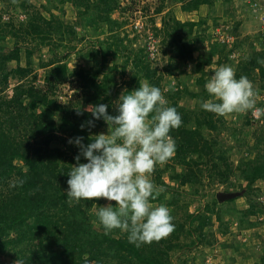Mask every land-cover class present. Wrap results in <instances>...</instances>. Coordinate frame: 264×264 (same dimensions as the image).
Instances as JSON below:
<instances>
[{
  "label": "trees",
  "instance_id": "1",
  "mask_svg": "<svg viewBox=\"0 0 264 264\" xmlns=\"http://www.w3.org/2000/svg\"><path fill=\"white\" fill-rule=\"evenodd\" d=\"M67 1L75 11L73 21L63 10L47 15L31 0H0V259L6 257L11 264L18 260L23 264H84L85 259L90 264H174L176 252L183 254L199 244L214 245L216 237H208L213 218L227 233L228 214H236L230 223L236 222L239 230L263 216L264 202L254 185L264 179V126L254 134L256 143L250 146L248 139L241 137L238 125H229L223 115L201 107L204 100L211 99L203 75L199 79L203 83L201 93H191L180 84L181 76L190 69L204 74L205 65L213 62L215 45L197 61L193 54L195 47L213 36L207 28L198 30L205 21L182 20L174 10L166 11L169 0H158L155 13L161 15L162 23L157 25L156 18L147 23L137 34L147 46L143 43L134 48L125 44L127 35L120 33L126 20L114 16L117 10L124 13L135 8L134 0L130 5L123 4V0ZM51 2L61 8L57 2ZM214 2L189 0L182 8L193 11ZM6 15L10 18L4 20ZM21 15L26 18L20 19ZM234 28L233 31H240V26ZM82 30L88 34H81ZM10 38L12 45L7 49L3 42ZM238 40L230 50L220 41L214 44L222 45L220 51L228 59L240 46ZM152 41L156 45L154 51L148 45ZM44 50L47 60L41 57L35 66V53ZM119 52L122 63L111 67L107 63L109 57H116ZM72 53L88 66L72 67ZM11 62H16V66L11 68ZM38 68L43 69L41 87L35 83ZM236 69L237 78L246 75L253 81L255 70L264 76V48L253 49ZM11 79L17 83L8 97L3 92ZM144 81L162 89L168 104L182 114L183 123L170 133L176 141L174 155L163 166L158 163L152 173L155 184L163 189L152 203L168 205L175 229L159 240L137 247L129 243L128 234L120 229L105 234L93 203L102 206L106 198L70 204L64 190L68 187L67 173L80 152L69 140L83 137L84 144L90 143V137L101 133L107 125L103 119L94 120L91 107L104 103L109 106L108 112L116 115L120 95ZM66 84L74 89V95L63 103L58 96ZM255 90L258 93L261 89ZM185 93L198 98V105H185ZM254 108L248 110L247 123L264 122V111L256 119ZM90 120H94V127L88 125ZM222 131L232 133L234 145H227ZM234 147L255 149L254 157L244 163L240 174L228 154ZM81 162H86L83 156ZM207 176L211 180L221 177L223 182H229L232 176L245 179L247 183L242 187L249 206L233 208L230 203L234 198L221 202L214 193L207 205L200 204L191 210L194 196H203L202 190L184 198L181 188L185 184L205 185ZM18 179L24 180L23 185L12 187ZM230 184L225 191L233 189L234 182ZM111 204L115 207L116 202ZM253 252L258 255L254 264H264V236ZM176 264L188 263L179 256Z\"/></svg>",
  "mask_w": 264,
  "mask_h": 264
},
{
  "label": "clouds",
  "instance_id": "2",
  "mask_svg": "<svg viewBox=\"0 0 264 264\" xmlns=\"http://www.w3.org/2000/svg\"><path fill=\"white\" fill-rule=\"evenodd\" d=\"M261 37L264 41L263 33ZM205 88L211 99L204 100L201 107L216 114L244 112L253 109L256 103L253 82L246 75L237 78L231 65L216 67ZM116 103V115L110 114L109 106L104 103L91 107L94 120L103 119L107 123V133L90 137L87 144L83 143V137L69 140L80 152L75 156L76 164L67 173L68 187L64 193L70 204L101 197L115 201V207L111 203L106 206L93 203L99 223L105 234L120 229L128 234L129 243L140 247L175 229L168 205L152 203L163 191L153 181L152 173L158 163L174 155L176 141L170 133L183 120L177 108L168 104L162 89L147 81L126 90ZM94 120L88 121V125L94 127ZM81 156L86 162H81ZM23 183V179H18L11 186ZM84 264L90 261L85 259Z\"/></svg>",
  "mask_w": 264,
  "mask_h": 264
},
{
  "label": "rangeland",
  "instance_id": "3",
  "mask_svg": "<svg viewBox=\"0 0 264 264\" xmlns=\"http://www.w3.org/2000/svg\"><path fill=\"white\" fill-rule=\"evenodd\" d=\"M34 5L38 6V8L45 12L47 15H51V13L58 14L63 10V13L66 17L73 21L75 14L74 9L72 7V3L67 0H31ZM51 1L57 2V5L61 8H58ZM185 1L189 0H169V7L166 9L174 10L178 18L187 20L194 19L196 21H205L202 26H198V30H203L207 28V31H210L213 36L208 39V41L201 43L200 47L194 48V59L195 61L203 58L208 55V53L213 48V45L216 52L214 54V59L211 64L205 65V72L202 74L201 72L196 73L193 69L187 74H183L181 76L180 84L182 87L187 88L191 93H201L203 90V83L201 82V75L204 76L203 79L207 81L208 77L212 74L216 67L220 65H231L237 72V67L244 57H248L253 49L264 48V41L261 37L262 31L261 24L257 19L256 15L251 11L250 7L246 4L245 0H215L212 5L202 4L198 9L193 11H187L184 13L182 5ZM133 6L135 8L128 10L122 13L121 9L117 10L114 13L115 17H119L121 20H126L125 25L122 27L120 33L121 36H126L125 44L128 47H138L140 44L143 45L142 36H138L137 34L141 33L147 23H151L153 19L156 18V21L160 19V15L155 13V8L158 5V0H134ZM123 4L130 5L132 4V0H123ZM137 5V6H136ZM1 7V3H0ZM132 7V5H131ZM149 8V10H148ZM61 9V10H60ZM136 9V10H134ZM133 10V11H132ZM182 10V11H181ZM224 11L222 17H220V13ZM20 19H25V15L19 16ZM4 21V20H3ZM240 26V31H233L235 26ZM220 32L226 33L228 36L233 37L236 36L238 43L240 46L230 53L229 58H223L224 52L222 53L220 49L222 48L220 45L214 42H217L216 35ZM222 30V31H221ZM236 32V33H235ZM81 34H88V31H83ZM137 35V38L135 37ZM82 41H79V46L82 45ZM235 41H231L229 44H226L227 49L230 50L232 44ZM5 48L9 49L12 45L11 38L9 41L3 42ZM145 45V43H144ZM149 45V44H148ZM147 45H145L146 47ZM1 48V47H0ZM23 52L22 63L26 62V58ZM44 58L47 60L48 54L46 51H37L34 55L35 66L38 65L40 59ZM163 60V59H162ZM69 61L72 67L75 65H84L88 66V64L83 60L79 59L76 54H71L69 57ZM107 63L113 67L115 65H120L122 63V53L116 57H109ZM194 63V62H193ZM10 67L13 68L16 66V62H11ZM194 65V64H193ZM38 79L35 80L36 85L42 86L43 82V69L37 70ZM255 75L254 80L252 81L255 89H261L257 93L255 100L257 104L264 103V76L259 73L258 70H255L253 73ZM118 76V75H117ZM177 82V81H176ZM17 83L16 79H11L10 86L6 90V95L8 97L13 94V87ZM170 83H174L170 80ZM204 93V92H203ZM74 95V89L70 86V84L63 85L61 90L59 91L58 99L61 102H66L71 96ZM201 97V96H199ZM183 103L190 107H195L198 105V98L192 97L190 94L185 93L182 99ZM223 118H225L229 125H238L242 133H240L241 137L248 139L249 145H255L256 141L254 138L255 133H260L261 127L264 126L263 120L260 121H251V123H247L248 119V110L244 112H232L223 114ZM108 125L103 128L101 133H107ZM232 133L222 131V135L224 138L228 139V146L231 144L234 145L235 141L232 139ZM255 149L250 151V149L241 150L238 147L230 148L228 154H230V160L234 165L238 174H240V168L245 166L244 163L251 161L254 157ZM264 150V146H263ZM19 164H23L22 161H18ZM165 162L160 165H164ZM182 169V167H179ZM237 174V175H238ZM168 173L165 174L164 177H167ZM234 182L232 191H242L243 187L247 182L243 178H238V176H232L229 182H223L221 177H216L215 180H211L208 176L205 179V185L201 184H185L182 186L183 197L185 198L187 195L196 194L197 190H202L203 196L199 193L194 196L195 201L191 203V210H195L200 206V204L207 205V202L212 198L214 193L217 194L219 191H225V188L230 186V182ZM257 194L260 196V199L264 202V179L258 180V182L254 185ZM226 201V200H225ZM112 201L106 202L102 206H106L108 203ZM222 202V201H221ZM230 206L237 209L246 208L249 206L246 197L243 195L234 197V200L231 201ZM96 208V206H95ZM94 208V209H95ZM228 232L224 233L221 230V224L218 219L213 218L211 222V226H209V235L211 237L214 235L216 237V242L214 245L208 244H199L198 246H194V248H189L182 251L176 252L173 254V261L178 262V257L186 259L188 264H254L258 259V255L256 256L253 252V249L259 247V243L261 241L262 236H264V215L255 218L253 224L250 227L243 228L241 230L238 229L237 225L230 220L236 217V214H228ZM233 224V225H232ZM245 243V244H243ZM180 254V255H179ZM256 257V259H255ZM255 260V261H254ZM0 264H11L9 263V259L6 257H2L0 259ZM16 264V262L12 263Z\"/></svg>",
  "mask_w": 264,
  "mask_h": 264
},
{
  "label": "built area",
  "instance_id": "4",
  "mask_svg": "<svg viewBox=\"0 0 264 264\" xmlns=\"http://www.w3.org/2000/svg\"><path fill=\"white\" fill-rule=\"evenodd\" d=\"M245 2L248 5V7H250L251 11L256 15V17L261 21L260 31L263 32V36H264V0H245ZM4 18L7 20L10 17L6 15ZM216 39L222 43H228L236 39V36L230 37L226 33L220 32V30H218ZM149 47L151 51L156 50V45L154 41L150 42ZM262 111H264V104L257 105V107L254 108L253 113L256 119L261 118Z\"/></svg>",
  "mask_w": 264,
  "mask_h": 264
},
{
  "label": "water",
  "instance_id": "5",
  "mask_svg": "<svg viewBox=\"0 0 264 264\" xmlns=\"http://www.w3.org/2000/svg\"><path fill=\"white\" fill-rule=\"evenodd\" d=\"M245 190L242 191H219L217 192V197L220 201H225L234 197H237L239 195L244 194Z\"/></svg>",
  "mask_w": 264,
  "mask_h": 264
},
{
  "label": "crops",
  "instance_id": "6",
  "mask_svg": "<svg viewBox=\"0 0 264 264\" xmlns=\"http://www.w3.org/2000/svg\"><path fill=\"white\" fill-rule=\"evenodd\" d=\"M182 11V10H181ZM187 11H184V13H186ZM223 14H224V11H222L221 13H220V17H222L223 16ZM177 15H179V13L177 12ZM179 17V16H178ZM181 18V17H180ZM183 20V19H182ZM188 20V19H187ZM192 20H194V19H192ZM161 23H162V20H161V15H160V19L157 21V25H161ZM235 29V28H234ZM241 29V28H240ZM242 30V29H241Z\"/></svg>",
  "mask_w": 264,
  "mask_h": 264
}]
</instances>
